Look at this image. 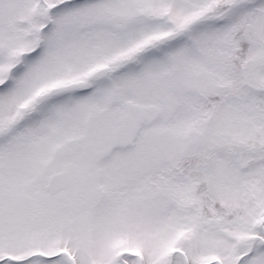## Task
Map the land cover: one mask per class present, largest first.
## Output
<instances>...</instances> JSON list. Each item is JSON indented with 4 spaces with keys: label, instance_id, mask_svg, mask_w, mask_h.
Instances as JSON below:
<instances>
[{
    "label": "snow or ice",
    "instance_id": "6c2138e0",
    "mask_svg": "<svg viewBox=\"0 0 264 264\" xmlns=\"http://www.w3.org/2000/svg\"><path fill=\"white\" fill-rule=\"evenodd\" d=\"M0 264H264V0H0Z\"/></svg>",
    "mask_w": 264,
    "mask_h": 264
}]
</instances>
